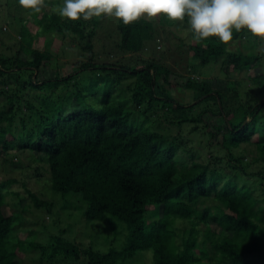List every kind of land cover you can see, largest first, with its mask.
Here are the masks:
<instances>
[{
	"label": "trees",
	"instance_id": "trees-1",
	"mask_svg": "<svg viewBox=\"0 0 264 264\" xmlns=\"http://www.w3.org/2000/svg\"><path fill=\"white\" fill-rule=\"evenodd\" d=\"M50 1L57 6L63 4V0ZM102 16L77 21L46 18L42 24L41 31L53 30L60 38L71 35L79 39L77 47L85 60H77L73 69L63 75H58L56 70L51 75L43 74V61L50 57L43 50L28 48L34 37L27 26L22 28L20 48L30 51L33 57L9 60L0 56V81L8 79L13 85L8 91L0 92L5 99L0 104V120L5 119L10 125L23 108L31 111L26 115V120H31L29 127L24 117L19 116L21 136L14 153L26 149L33 155L32 162L42 160V170L39 164L33 165L37 179L46 175L53 191L79 194L78 200L85 202L81 213L86 219L112 217L121 221L126 229L125 238L119 247H109L106 251L80 246L62 234L49 235L45 243L23 241L14 232L21 223L16 221L20 211L10 214L2 211L7 194L19 201V190L13 189V185L19 183L35 206H45L49 212L51 204L28 190L25 180L1 178L0 264L13 260L8 256L9 251L22 245V250L37 251V258L29 259L33 260L32 264H60L66 258H70V264H119L132 260L138 252L149 253L150 264H264V250L253 254L264 247V137L254 140L257 156L250 162H243V156L230 157L232 161L226 163L231 173L226 177L202 162L196 151L186 149L178 132L170 136L166 123L148 120L150 116H159L155 113L159 106L160 114L177 131L186 128L192 132L201 123V115L220 113L225 122L212 124L214 131L209 130L220 134L217 143L228 152L230 147L249 143L253 134H263L264 73L255 75L262 78L252 77L258 83H253L245 92L247 97H239L235 106L233 101L228 105L224 100L229 92L236 96L238 80H228L229 73L249 70L254 64L264 65L261 56L264 51L257 50L264 40L245 28L233 35V39L243 38L241 49H229V43H221L216 37L189 44L191 57L187 70L194 75H175L174 80L177 89L190 91L189 97L176 100L169 88L172 74L163 63L141 59V56H129L130 64L94 60L92 30H87L85 24L95 27ZM143 23L146 25L140 18L125 25L116 18L118 50L133 54L155 47L153 26L146 30L139 28ZM134 28L138 33L135 32L132 41ZM217 62L222 78L204 77L203 66ZM10 67L14 69L8 71ZM88 69L106 73L111 88L116 89L123 101L130 102L123 115L116 116L106 110L114 102L109 93H103L98 104H93L81 93L86 87H79L77 82L73 84L77 92L73 107L67 108V104L54 107V99L44 103L41 92L65 86L72 77L83 75ZM126 90L128 97L123 94ZM210 104L212 108L208 107ZM196 107L201 108L193 114L192 108ZM164 108L170 109L169 114ZM203 128L208 125L203 123ZM8 144L0 131L2 150L9 151ZM243 182L250 183L248 193H241ZM250 190L256 193L258 201L252 199ZM208 199L213 203L205 204ZM226 208L234 209L236 215L226 212ZM200 223L204 225V232L199 236L196 227ZM200 241L212 247L219 245L221 249L201 258Z\"/></svg>",
	"mask_w": 264,
	"mask_h": 264
},
{
	"label": "rangeland",
	"instance_id": "rangeland-1",
	"mask_svg": "<svg viewBox=\"0 0 264 264\" xmlns=\"http://www.w3.org/2000/svg\"><path fill=\"white\" fill-rule=\"evenodd\" d=\"M55 6H57L55 3L50 0H45V6L39 13H36L31 9L22 8L19 5V0H0V56L3 58L7 57L9 60H14L15 58L25 60L33 57L30 51H23L20 48L21 44H23L21 30L24 26H27L31 36L34 37V40L28 45V48L43 50L48 57H50L49 60L43 61L44 75H51L54 70L57 71L58 75L67 74L73 69L77 60H85L82 51L77 47L79 41L78 38H73L71 35L60 38L53 30L41 31L42 24L46 18H50L53 21L61 19V16L52 11ZM163 16L164 15L159 14L155 18H149L145 14L142 17V20H144L146 25L143 23L139 28L144 27L146 30L149 29L151 25L153 26L152 30L155 32L156 38H154L152 43H154L155 47L150 48L146 46L148 48H146L145 51L133 54L129 50L124 52L120 51L115 46L118 37L115 28L116 18L113 15L103 14L95 27L91 26V24H85V26L87 30H92L90 42L93 46L92 49L96 54L94 60H98L96 62H107V64L120 62L121 64H130L132 62L130 60L131 56H141V59L156 60L157 62H152L163 63L172 74L171 78L169 77V88L172 95L177 98L176 100H179L180 98L187 99L190 91L188 92L177 89L174 80L176 79L175 75H194L190 70H187V63L191 57L188 49L189 43H186L185 39L182 38V31L178 29L176 23L174 21L167 22L166 18ZM135 32L138 33L136 28H134V34L131 37L132 41L135 40V37H133L137 34ZM241 39H233V41L229 42L228 48L241 49ZM261 44L257 46L259 53L264 51V43ZM254 51H256V48ZM261 56L264 58L263 54ZM262 61L263 60H261L260 63H262ZM218 64L219 63L217 62L215 65L210 64L208 66H203V76H222ZM11 69H14V67H10V70L8 71H11ZM261 73H264V65L260 64H254L249 70L229 73L226 76L228 80H238L236 96L232 95V92H229L226 94L224 102L229 105L230 102L233 101V106H235L239 97L242 99L246 98L247 94L245 92L249 91L252 86H254L253 83H258L259 81L253 80L252 77ZM73 74L74 73H72V75ZM194 77L197 78L196 76ZM255 77L262 78L263 76ZM76 82L79 87H86V91L81 93L85 94L87 101L93 104H98L99 98L101 95L103 96V93H109V98H114V102H111L109 108L106 110L116 116L123 115L125 108L130 107V102L125 99L123 101L122 97L116 92V89L111 88L108 75L96 69H88L83 75H80L79 73L76 77H72L65 86H58L56 89H49L41 92V94L44 93V103H48L49 100L54 99V107L64 104H67V108L68 106L73 107L77 103L75 97L77 94V92H75L76 87L73 86ZM10 87H13V85L8 79L4 82L0 81V92L3 90L8 91ZM30 94L32 95V92H30ZM123 94L128 97V90ZM4 100V95L0 93V104ZM118 100H120L121 103ZM66 101L69 103H65ZM208 107L212 108L213 105L210 104ZM159 108V106H156L155 111L159 116H150L148 120L154 119L161 125L166 123V130L170 136L176 135L178 132L179 139L184 142V147L186 149L196 151L202 162L210 167H215L226 177L231 173L227 163L231 162L232 158L235 159L243 156L245 158L243 162H250L251 159L257 156L253 142L256 139L263 138L264 133L258 135L253 134L250 137L251 139L249 140V143L242 142L238 146L230 147V152H228L225 149H222L217 143L220 134L211 133L209 130L212 129V131H214L212 124H221L225 122V118L222 114H214L209 117L203 114L201 115V123H197V127L194 131H188L186 128L177 131L175 125L167 123L164 116L160 114ZM197 108L201 107L192 108L193 114H196L199 110ZM163 111L169 114L170 109L164 108ZM29 112L31 111L23 108L18 115L14 116L10 125H7V120H0L2 137L4 136L10 147L9 151H4L0 147V179L13 177L19 181L25 180L28 190L32 191L38 198L47 200L51 204V210L48 212L45 206H35L32 200L25 195L23 189L19 187V183L13 185V189L19 190V201H17L14 196L7 194L5 202L2 205V211L4 214H10L13 211L18 212V210L20 211V215L18 214L17 218H15L16 221L21 223H18L14 232L19 239H22L23 241L45 243L49 235L53 236L54 234H62L64 237L80 246H90L99 251H106L109 247H119L126 234L125 226L121 221L112 217H106L102 220L86 219L83 216V213H81V210L85 206V202L81 199L78 200L77 195L79 194L75 193L72 195L71 193L61 194L60 192H55L51 189L48 176L47 180L45 178L46 175L41 176L39 179H37V176L33 175L34 164H39L41 170L44 167L42 160L37 161L36 163L32 162L31 157L33 158V155L26 149L20 151L21 154L14 153L19 141L18 138L21 136L19 135V116L24 117L25 124L29 127L31 120H26V115ZM148 120L146 121L147 124H149ZM203 123H206L208 128L201 129ZM198 130H202L204 133L198 134ZM6 152L8 153L5 155ZM16 152L18 151L16 150ZM28 153L30 155H28ZM231 156L232 158H230ZM16 162L19 164H14ZM241 184H243V187L240 188L241 193H248L250 183L243 182ZM250 194L254 201L259 200L255 192L251 191ZM204 203L210 205L213 201L208 199L204 201ZM16 205H20L21 208L16 207ZM225 211L236 215L234 209L226 208ZM261 225H263V223L260 224V226ZM203 229L204 225L201 223L196 227L199 236L200 234H203ZM217 229L220 230V228ZM224 233L227 234V232ZM199 236L198 239H200ZM17 247L14 251H9L8 254L9 258L13 257L16 260L13 259L8 264H32L33 260L29 261V259L37 258V251H33L29 248H24V250H22L21 248H23V245L19 249ZM219 249H221L219 245L212 247L209 246L208 243L201 241L198 243V250L200 251L201 258L210 255L214 250ZM260 250H264V247H259V249L255 250L253 254ZM140 253L141 252L136 253L133 256L135 258L132 260L130 259L119 264H150V262H152L149 253ZM258 261L262 262V260ZM60 264H70V258H66V260L62 261ZM74 264L77 263L74 262Z\"/></svg>",
	"mask_w": 264,
	"mask_h": 264
},
{
	"label": "clouds",
	"instance_id": "clouds-1",
	"mask_svg": "<svg viewBox=\"0 0 264 264\" xmlns=\"http://www.w3.org/2000/svg\"><path fill=\"white\" fill-rule=\"evenodd\" d=\"M19 5L39 13L45 0H19ZM52 11L71 21L111 14L125 25L145 14L149 18L164 14L189 44L211 37L229 43L234 32L245 28L264 40V0H63Z\"/></svg>",
	"mask_w": 264,
	"mask_h": 264
}]
</instances>
